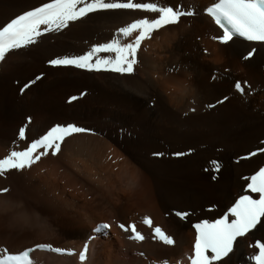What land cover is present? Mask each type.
<instances>
[{"label": "bare ground", "instance_id": "bare-ground-1", "mask_svg": "<svg viewBox=\"0 0 264 264\" xmlns=\"http://www.w3.org/2000/svg\"><path fill=\"white\" fill-rule=\"evenodd\" d=\"M159 1L183 3L197 10L210 3V0ZM39 2L0 0V23ZM142 15L144 13L130 11L97 13L86 22L77 23L71 30L44 38L38 48L10 57L6 64L0 65V113L14 118L42 106H58L60 102L53 98V92L58 90H88L86 97L75 104L77 109L90 110L95 119L105 116L108 140L120 144V153L115 150L116 156L123 158L125 151L148 172L147 177H142L137 183L142 185L139 188L143 189L145 197L134 207L133 214H140L141 217L133 219L131 215L128 223L135 222L138 229L150 237V230L143 226L141 220L145 215L151 216L157 226L175 235L179 242L174 249L154 243L151 238L137 244L127 240V233L117 230L120 238L121 233H125L123 240L130 249L127 264H148L139 255L140 251L146 252L148 260L155 259V264H163L165 260L172 261V264L183 260V264H188L186 257L191 254L196 235L192 224L202 218L213 219L223 214L244 192L247 182L243 177L264 165V156L243 161L239 159L264 141V46L256 45L259 51L251 64L246 66L238 53L249 49L248 42L238 38L233 49H222L210 39V35L218 30L207 17L200 16L195 20H185L178 28L146 42V50L142 54L145 63L139 68L137 78L128 79L106 72L103 75L76 69H52L42 81L24 95L20 94V87L34 78L40 60L55 55L80 54L95 43L108 41L119 27ZM203 48H207L212 55L204 56L200 51ZM225 66L232 69L227 79H224L222 71ZM213 75L218 77L216 81L212 80ZM157 78H163L160 99L155 101L157 106L150 109L144 101L150 94L148 84ZM234 78L247 80L256 92L251 96H241L233 88ZM224 95L230 97L228 102L212 109L206 106ZM102 106L112 107L108 115L101 111ZM193 107L195 112L190 111ZM95 109L98 110L96 113ZM118 124L120 129H124V134L113 139L110 132L118 130ZM108 140L88 134L78 135L67 142L63 154L70 157V164L77 171L86 172L88 179L94 178L100 184V172L107 164L103 157L108 156L109 149H113ZM156 152L164 153L161 160L153 155ZM179 152L185 155L178 157L176 153ZM168 153L170 156H166ZM81 158H87L92 166L82 167ZM213 162L219 166V172L215 171ZM134 178L137 176L134 175ZM135 184L133 180L128 186L132 188ZM177 209L194 210V215L187 222L178 221L168 215L169 210ZM114 229L116 226L113 224L111 230ZM90 234L83 238L77 252ZM256 235L264 237V231ZM44 242L37 244L54 247L52 242ZM96 245L93 240L90 247L93 249ZM250 251L245 247L237 252L232 257V264H245ZM33 255L38 264L43 263L46 257H52V253L44 252ZM174 255L179 256V260L169 257ZM76 258L78 260V256Z\"/></svg>", "mask_w": 264, "mask_h": 264}, {"label": "snow or ice", "instance_id": "snow-or-ice-1", "mask_svg": "<svg viewBox=\"0 0 264 264\" xmlns=\"http://www.w3.org/2000/svg\"><path fill=\"white\" fill-rule=\"evenodd\" d=\"M121 11L144 15L119 27L108 41L95 43L80 54L48 58V67L89 73L106 72L128 79L137 78L139 68L145 63L142 54L146 50V42L178 28L185 20H195L200 16L207 17L218 30L210 35V39L222 49H233L238 38L248 42L249 49L238 53L239 59L246 66L251 64L259 51L256 45L264 46V0H210L208 5L199 10L183 3H160L157 0H40L38 4L13 14L0 23V65L6 64L13 55L38 48L43 39L52 34H60L71 30L77 23L86 22L94 14ZM200 51L204 56L212 55L207 48ZM171 67L176 70L174 65ZM216 71L220 72V69ZM222 71L224 79L232 74V69L228 66ZM45 76L46 73L41 72L26 81L20 87V94L24 95ZM217 79L216 75L212 76L213 81ZM162 80L163 78H157L148 84L150 94L144 103L150 109H154L157 106L155 101L160 99ZM233 88L241 96H251L256 92L250 82L241 78L233 79ZM84 95L86 93L73 95L68 102L77 101ZM229 99L228 95H224L206 106L210 109L216 108ZM190 111L195 112L196 109L193 107ZM33 123L34 119L29 115L27 122L18 129L16 138L6 146V154L0 157V180H11L18 188L23 181L29 179L27 173L36 166L48 159L59 160L70 139L82 134L97 135L91 128L78 126L76 123H56L44 133L29 139V125ZM20 142H24L23 146ZM153 155L162 157L164 153L156 152ZM176 155L179 157L185 153L179 152ZM258 156H264V141L239 159L250 160ZM107 160L116 163L111 155L107 156ZM213 164L215 171L219 172V166L215 162ZM243 179L247 182L244 192L223 214L213 219L202 218L192 224L196 235L191 254L186 257L188 264H232V257L245 247L252 250L247 254L245 264H264V237L256 235L257 232L264 231V165L258 166L253 174ZM12 194V186L0 187L6 221L9 217H18L28 223H38L40 216L37 213L43 212V205H37L27 193L22 200L14 199ZM100 199L106 200L100 189H95L88 195V200L93 203ZM168 215L174 216L178 221L187 222L194 215V210H169ZM141 222L150 230V237L141 232L135 222H121L117 227L128 234L127 240L130 242L143 244L151 238L154 243L168 248L179 246L177 237L157 226L151 216H143ZM111 229L112 224L98 222L79 252L49 244H36L15 252L5 246L0 248V264H38L33 254L40 252L78 256L80 264H85L89 258L91 242L97 237L107 236ZM139 255L148 264H152L146 252L140 251ZM163 264H172V261L165 260ZM177 264H183V260Z\"/></svg>", "mask_w": 264, "mask_h": 264}, {"label": "rangeland", "instance_id": "rangeland-1", "mask_svg": "<svg viewBox=\"0 0 264 264\" xmlns=\"http://www.w3.org/2000/svg\"><path fill=\"white\" fill-rule=\"evenodd\" d=\"M159 2L162 3L161 1ZM50 70L52 69L48 67L47 60L42 59L40 60V64L35 68L36 72L34 75L36 76L43 72L46 73L47 76ZM81 72L89 73L86 71ZM92 73L105 75L104 72ZM81 93H86L87 95L88 90H71L69 92L64 89L58 90L53 92V98L60 102L56 107L42 106L35 111L33 110L27 114L14 118L0 113V157L6 154V146L16 138L18 129L27 122V117L29 115L34 119V123L29 125V139L44 133L45 130L56 123H76L78 126L91 128L97 133V135L88 134V136H96L108 140V131L104 127V121H106L105 116L100 119H95L90 110V112L80 111L75 106V104L80 99L85 98L86 95L72 103L68 102L69 97L73 95L80 96ZM112 105L113 104H110V106ZM108 107L109 106H102L101 111L108 115V110L112 108ZM96 109L94 110L95 113L98 111ZM117 119L120 120V118ZM116 126H118V130H111L110 132L113 139L124 134V129H120L119 124ZM38 132L40 134L37 135L36 133ZM108 141L111 142L113 149H109L107 153L114 158L116 163H111L106 160L107 155L103 157V161L107 164L104 168L105 173L104 171H99L101 173L100 184L96 183L95 181L97 180L94 178L91 180L88 179L85 174L86 172L77 171L76 167L74 168V166L70 164V157L66 154H63L59 160L48 159L36 166L34 170L27 173L29 179L23 181L20 188L11 180H0V187L6 185L12 186V196L14 199L22 200L24 199L25 193H27L37 205H43V212L37 213V215L40 216V221L38 223H28L18 217H9L6 221L3 211L4 198L0 197V244H4V246H0V248L8 246L9 250L15 252L45 241L44 243L52 242L54 247H66L68 249L77 250L82 244L83 238L92 233V229L95 225L100 221H106V223L114 224L116 230H111L110 234L107 236H101L100 239L94 240L97 245L94 246L93 249L90 247V259L88 262L86 261L85 264H127L130 249L127 247L125 240H123V235H125V233H121V238L116 233L117 230L120 231L117 225L124 221L128 223V219H132V217L133 219L141 217L140 214H133L135 211L134 207L145 197L142 192L143 189L139 188L142 185L137 183L141 181L142 177H147L148 172L138 165L124 149H121V151H124V153L122 152L124 154L123 158L120 156L117 157L115 150H118L120 153V144L111 140ZM23 143L24 142H20L22 146ZM166 156H170L169 153ZM156 158L159 160L162 159L160 157ZM173 158L177 159L175 155H173ZM81 159L83 160H81L82 167L91 165L89 161H87V158ZM127 160L129 162H127ZM124 161H126V163ZM135 172L140 173L135 174ZM132 174L136 175L137 178H134ZM133 180L136 184L130 188L128 183ZM137 187L139 189H137ZM21 189H23V191ZM95 189L102 190L106 196V200L100 199L95 203L88 200V195ZM109 204L111 206H109ZM192 239L194 238L192 237ZM131 256L133 257V253H131ZM66 257L72 256L64 257L52 253V257H46L41 264H80L76 256H73L74 259L71 260H67ZM169 257L173 259L176 258V260L180 258L176 255ZM149 260L152 261V264L156 263L154 261L155 259L152 260V258H149Z\"/></svg>", "mask_w": 264, "mask_h": 264}]
</instances>
